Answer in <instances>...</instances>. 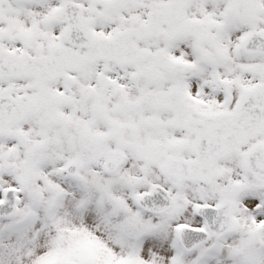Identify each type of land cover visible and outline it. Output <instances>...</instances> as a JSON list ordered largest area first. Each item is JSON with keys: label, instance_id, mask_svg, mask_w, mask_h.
I'll use <instances>...</instances> for the list:
<instances>
[{"label": "snow or ice", "instance_id": "snow-or-ice-1", "mask_svg": "<svg viewBox=\"0 0 264 264\" xmlns=\"http://www.w3.org/2000/svg\"><path fill=\"white\" fill-rule=\"evenodd\" d=\"M0 264H264V0H0Z\"/></svg>", "mask_w": 264, "mask_h": 264}]
</instances>
